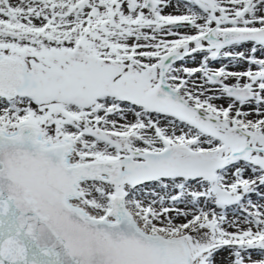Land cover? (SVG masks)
Here are the masks:
<instances>
[{"label": "snow or ice", "instance_id": "1", "mask_svg": "<svg viewBox=\"0 0 264 264\" xmlns=\"http://www.w3.org/2000/svg\"><path fill=\"white\" fill-rule=\"evenodd\" d=\"M0 264H264V0H0Z\"/></svg>", "mask_w": 264, "mask_h": 264}]
</instances>
